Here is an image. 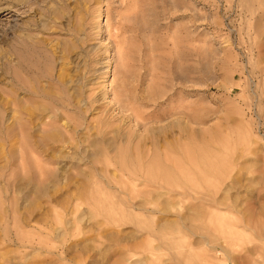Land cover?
<instances>
[{"label":"rangeland","instance_id":"1","mask_svg":"<svg viewBox=\"0 0 264 264\" xmlns=\"http://www.w3.org/2000/svg\"><path fill=\"white\" fill-rule=\"evenodd\" d=\"M0 264H264V0H0Z\"/></svg>","mask_w":264,"mask_h":264},{"label":"bare ground","instance_id":"2","mask_svg":"<svg viewBox=\"0 0 264 264\" xmlns=\"http://www.w3.org/2000/svg\"><path fill=\"white\" fill-rule=\"evenodd\" d=\"M82 48H83V47H82ZM85 49H86V48H85ZM94 49H95V47L89 48V49H88V52H89V51H92V50H94ZM83 50H84V49H83ZM84 51H85V50H84ZM88 52H87V53H88ZM84 53H85V52H84ZM87 53H86V54H87ZM86 64H87V63H85L84 65L86 66ZM82 71H83V70H82ZM66 74H67V73H66ZM68 74H69V73H68ZM82 74H83V73H82ZM59 75H60V74H59ZM62 77H63V76H62ZM67 77H68V76H67ZM72 77H73V76H72ZM72 82H73V81H72ZM78 82H79V81H78ZM88 83H89V82H88ZM67 84H68V82H67ZM65 85H66V84H65ZM75 87H76V86H75ZM82 88H83V87H82ZM88 88H89V87H88ZM74 89H75V88H74ZM89 89H90V88H89ZM76 90H77V89H76ZM73 91H74V90H73ZM73 91H72V92H73ZM74 93H76V92L74 91ZM59 97H60V96H59ZM77 99H78V98H77ZM91 102H92V101H91ZM124 108H125V107H124ZM15 121H16V120H15ZM91 154H92V152H91ZM145 210H146V209H145Z\"/></svg>","mask_w":264,"mask_h":264}]
</instances>
